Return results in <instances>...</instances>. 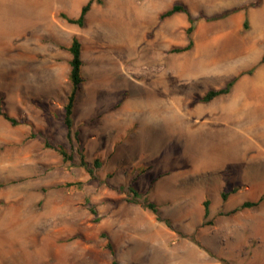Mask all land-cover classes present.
Returning a JSON list of instances; mask_svg holds the SVG:
<instances>
[{
    "label": "rangeland",
    "instance_id": "obj_1",
    "mask_svg": "<svg viewBox=\"0 0 264 264\" xmlns=\"http://www.w3.org/2000/svg\"><path fill=\"white\" fill-rule=\"evenodd\" d=\"M89 1H0V102L22 123L0 116V264H264V0H95L84 28L62 17ZM176 4L191 35L186 14L161 19ZM73 37L85 82L70 142Z\"/></svg>",
    "mask_w": 264,
    "mask_h": 264
},
{
    "label": "trees",
    "instance_id": "obj_2",
    "mask_svg": "<svg viewBox=\"0 0 264 264\" xmlns=\"http://www.w3.org/2000/svg\"><path fill=\"white\" fill-rule=\"evenodd\" d=\"M94 1L95 0H90L86 5L83 6L79 18H77V19L69 18L65 14H62V17L68 23H70L72 25H77L80 28H84L85 23H86V16L90 12L91 6L94 3ZM247 8L248 7H246L245 9H247ZM240 10H242V8H236V9H233L231 11H227V12H224L220 15L214 16L212 18H207L206 20L207 21L221 20V19H224L225 17H228V16H230V15H232V14H234ZM181 13H184L188 16L189 27L187 29V33H188V35H191L192 32L194 31V25H195L196 21L184 5H180V4L174 5L170 10H168L167 12L162 14L161 19L164 20V19L172 18L173 16H175L177 14H181ZM246 27H247V23H245V28ZM192 46H193V43H192V41H190V43L186 47L177 49L176 51L187 52V51H190L192 49ZM82 49H83V46H82V43L79 40V38L73 37L72 43H71L70 47L67 49L71 55V59L69 61V66H70L69 80H70V83L72 86V91L68 97V102L64 107V117H63L65 127L67 128V138L70 142L73 141L74 137L77 140H79V133L78 132L74 133L73 129H74V111H75V106H76V102H77V97L82 92V87H83V84L85 82V79H84L83 74H82V70L84 67V61L82 58ZM260 64H264V56H263ZM255 70H256V68L254 67L247 72H243L242 74L239 75V77H237L233 81L229 82L224 88H222L220 90L209 91L203 98L200 99L201 102L209 103L217 97L230 94L232 88L234 87V85L236 83V81L242 75H251L253 73V71H255ZM0 116L3 117L7 122H9L13 127H17V126L22 124L18 119L14 118L8 114V112L1 105V102H0ZM32 137H34V134H32ZM45 147L48 149H53V150L57 151L62 156L63 161L65 163L73 161V156L71 154H69L68 151L64 147H62V146L55 147V146H52L49 142L45 143ZM93 165L95 168L99 169L102 167V162L99 159H96L94 161ZM80 166L86 168V170L88 171V173L90 174L91 177L95 176L94 169L89 167V164L86 161L84 155H81ZM3 187H4V185L0 184V189ZM130 192L133 195V197L131 199L132 203L141 204L144 208H146L147 210H149L153 214H155L159 221L164 222L169 227H172L169 219H163L162 218L161 213H160L156 204L151 203L149 201H145L144 203H141L139 200V198L141 197L140 193L137 190H135L134 188H130ZM236 192H237V189H234L232 191V193H236ZM229 195L230 194L228 192L223 193L222 194L223 200L227 201ZM260 202H261V200H259L257 202H245L242 205L235 208L231 213L234 214V213L243 211L245 209L254 208V207L258 206ZM204 211H205V219H208L210 217V214H211L210 201H208V200L204 202ZM92 213L94 215L97 214V212L95 210H93ZM181 236H183L185 238L189 237V236H186L184 234H181ZM189 238L191 240H193V237H189ZM193 242H195L196 244H198L200 246V244L198 242H196L195 240H193ZM108 249L110 250L111 254L115 257V250H114L113 245L111 243L108 244ZM220 262L222 264H225V261H223V260H221ZM112 264H121V263H119L117 261V259L114 258L112 261Z\"/></svg>",
    "mask_w": 264,
    "mask_h": 264
},
{
    "label": "crops",
    "instance_id": "obj_3",
    "mask_svg": "<svg viewBox=\"0 0 264 264\" xmlns=\"http://www.w3.org/2000/svg\"><path fill=\"white\" fill-rule=\"evenodd\" d=\"M71 43H72V42H71ZM70 45H71V44H70ZM70 45H69V47H70ZM69 47H68V48H69ZM70 59H71V58H70ZM70 59H69V60H70ZM201 111H202V110H201ZM201 111H200V112H201ZM203 114H204V113H203ZM249 149H251V146H249V148H248V153H249ZM190 259H191V257H189V256H187V257L184 256V257L182 258V264H190V262H191ZM204 264H208V261H207V257H206V256L204 257Z\"/></svg>",
    "mask_w": 264,
    "mask_h": 264
},
{
    "label": "bare ground",
    "instance_id": "obj_4",
    "mask_svg": "<svg viewBox=\"0 0 264 264\" xmlns=\"http://www.w3.org/2000/svg\"><path fill=\"white\" fill-rule=\"evenodd\" d=\"M1 1V0H0ZM5 1V0H4ZM115 1V0H114ZM118 1V0H117ZM115 3V2H114ZM216 3V2H215ZM101 14V13H100ZM258 18V17H257ZM104 19V18H103ZM260 19V18H259ZM261 20V19H260ZM257 24H259V23H257ZM262 23H260V25H261ZM262 30V29H261ZM196 60V59H195ZM195 60H194V62H195ZM199 60V59H198ZM192 63H193V61H191ZM208 62V61H207ZM176 63H178V62H176ZM188 63H190V62H188ZM191 63V65L193 66V64ZM183 64V63H182ZM194 65H195V63H194ZM187 67H188V65H186ZM195 67H196V65H195ZM194 67V68H195ZM195 69H197V68H195ZM191 71V70H190ZM189 74V76H190V73H188ZM194 86V85H193ZM202 108L200 107V110H201ZM26 226V225H25ZM31 226V225H30Z\"/></svg>",
    "mask_w": 264,
    "mask_h": 264
}]
</instances>
